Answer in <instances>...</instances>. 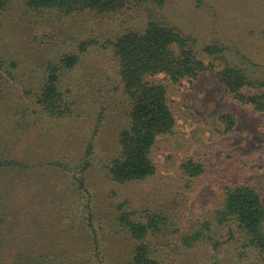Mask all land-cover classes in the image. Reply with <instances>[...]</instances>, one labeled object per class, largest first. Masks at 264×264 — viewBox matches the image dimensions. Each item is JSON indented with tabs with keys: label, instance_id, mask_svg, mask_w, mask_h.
Segmentation results:
<instances>
[{
	"label": "rangeland",
	"instance_id": "obj_1",
	"mask_svg": "<svg viewBox=\"0 0 264 264\" xmlns=\"http://www.w3.org/2000/svg\"><path fill=\"white\" fill-rule=\"evenodd\" d=\"M150 21L191 37L200 52L206 45L223 46L220 63L264 82V0H168L161 7L146 4L111 16L35 11L12 0L0 12V60L8 67L17 64L15 78L3 74L0 158L71 168L51 165L25 173L0 168V264H130L136 241L118 222L122 210L164 216L166 232L153 241L176 250L164 264H258L234 226V237L221 227L211 234L213 240L191 248L177 250L174 242L220 206L226 187L248 184L264 201V115L230 97L216 72L177 84L160 77L176 127L153 148L158 171L128 184L111 177V162L120 154L118 135L130 113L112 44ZM82 45L80 62L64 75L72 115L38 127L16 126L17 107L28 103L24 90L40 84L50 63L80 52ZM102 111L91 166L84 173L87 201L74 176ZM189 160L203 164V174L187 176L183 164Z\"/></svg>",
	"mask_w": 264,
	"mask_h": 264
},
{
	"label": "trees",
	"instance_id": "obj_2",
	"mask_svg": "<svg viewBox=\"0 0 264 264\" xmlns=\"http://www.w3.org/2000/svg\"><path fill=\"white\" fill-rule=\"evenodd\" d=\"M10 1L12 0H0V12ZM21 1L35 11L52 10L66 15L89 12L111 16L146 4L161 7L168 0ZM112 47L124 92L130 103L128 126L118 135L120 154L112 160L110 167L111 177L117 183L142 182L155 176L158 168L153 160V148L159 138L174 132L176 116L168 88L159 80L160 77L177 84L196 79L206 71L216 72L230 97L264 115V82L254 81L244 69L220 63L225 48L219 44L206 45L200 52L191 37L173 27L150 21L142 29L130 30L120 36ZM85 51L86 48L82 45L80 52L64 55L57 64L50 63L42 74L40 84L24 90L28 103L26 107H17L20 113L16 114L20 118L16 126L38 127L46 125L49 120H62L72 115L71 91L66 87L64 75L78 65L81 53ZM16 68L15 62L8 67L0 60V91H3L7 82L3 74L7 73L9 77L15 78L13 70ZM249 90L255 92H248ZM104 113L102 111L99 115L79 176H74L79 189L86 193L87 201L89 191L84 173L91 166L90 158L94 153V142ZM226 120L228 130H231L233 121L229 118ZM51 165L71 170L61 162L32 163L15 157L0 158V168L6 171L25 173ZM183 170L192 179L203 174L204 166L200 162L189 160L183 164ZM88 221L93 228L91 214ZM118 222L136 241L130 264H164L169 251L176 252L174 247L164 246L162 241H153V238L164 236L166 232L168 223L163 215L151 211L139 213L122 210ZM233 226L245 240V246L255 253L258 264H264V201L260 193L248 184L226 187L223 202L212 214L194 223L186 232L179 233L174 241L179 244L176 249L191 248L211 240V234L221 227L229 228L230 236L234 237Z\"/></svg>",
	"mask_w": 264,
	"mask_h": 264
}]
</instances>
